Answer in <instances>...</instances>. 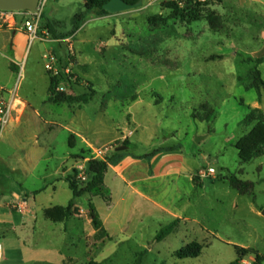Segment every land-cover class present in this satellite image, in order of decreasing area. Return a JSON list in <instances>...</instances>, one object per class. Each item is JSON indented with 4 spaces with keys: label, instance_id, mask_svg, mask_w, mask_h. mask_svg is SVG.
<instances>
[{
    "label": "rangeland",
    "instance_id": "1",
    "mask_svg": "<svg viewBox=\"0 0 264 264\" xmlns=\"http://www.w3.org/2000/svg\"><path fill=\"white\" fill-rule=\"evenodd\" d=\"M166 1L181 0H142L140 8L107 18L89 14L72 37L56 45L27 41L26 74L14 83L20 95L34 98L39 118L29 114L21 126L9 123L0 134V187L19 189L21 183L29 192L45 191L35 201L28 193L25 211L17 204L9 207L11 193L1 197L0 229L14 228L18 234L0 238L7 264L21 263L23 243L33 252H48L42 257L31 252L41 264H51L56 252L64 264H229L236 259L235 246L264 255V156L241 163L234 147L253 126L243 124L249 109L264 113V92L258 98L254 89L245 88L254 67L248 59L264 57V0H188L190 13L198 16L188 23L164 8ZM53 9L56 26L49 16ZM83 10V0H49L43 12L54 30L72 32L73 16ZM155 15L164 20L149 24ZM46 53L55 59L60 92L75 98L72 104L42 105L48 88L49 71L41 59ZM256 67L264 80V63ZM5 73L9 70L0 66V79L7 80ZM83 95L90 96L87 104L81 102ZM204 105L212 110L208 120ZM83 140L94 145L87 147ZM170 148L182 159L179 176L131 185L129 164L143 161L153 169L159 164L154 158ZM90 159L108 162L107 184L74 199L79 211L65 225L44 220V207L65 206L72 198L59 181L61 166L67 174L76 169L85 183ZM13 165L17 172L8 170ZM210 167L215 175L205 176ZM231 176L251 182V193L233 189L226 180ZM131 187L147 199L133 195ZM89 200L109 240L94 242ZM35 213L34 234L24 237L17 226ZM175 220L174 230L155 241ZM192 242L202 246L200 256L177 258L176 252ZM253 258L247 255L240 264H252Z\"/></svg>",
    "mask_w": 264,
    "mask_h": 264
},
{
    "label": "trees",
    "instance_id": "2",
    "mask_svg": "<svg viewBox=\"0 0 264 264\" xmlns=\"http://www.w3.org/2000/svg\"><path fill=\"white\" fill-rule=\"evenodd\" d=\"M109 0H83L84 10L76 13L73 16V31L65 32L60 35H55V31L51 25L46 22L45 28L49 30L56 39H67L71 37L76 31H78L81 25L85 22L87 15L94 14L95 16H107L109 15L104 9L103 5ZM127 3L133 4L139 0H124ZM183 2V3H182ZM191 1L181 0V1H166L163 3V7L172 11L173 15L183 23H188L198 20V16L192 15L190 12ZM42 19V14H41ZM164 19L160 15L152 16L148 19L149 24L156 25L157 22L163 21ZM210 21V18H209ZM55 26L57 23H53ZM249 62H254V67L250 72V84L246 85V89H254L258 98L261 97V93L264 92V80L261 78V73L256 66L264 63V57L257 58L253 61L252 58L248 59ZM61 81V76L59 74L51 76L49 80L48 88V102L54 104H72L75 98L65 95L62 92H58L57 88ZM238 82H242L241 78H238ZM81 102L87 104L90 101V96L83 95L81 97ZM204 109L208 111V106L204 105ZM212 113L210 109L206 115V120L209 119V115ZM243 124L253 125L244 136L238 140L234 147L237 151L238 159L241 163H248L251 160L264 156V113L259 109H249V113L243 120ZM124 144L127 145L125 142ZM172 151L170 148L169 151ZM154 153H158L155 151ZM153 153V154H154ZM148 155L144 156L146 158ZM108 162L106 160L90 159L87 165V172L89 174V179L85 183H81L77 178L78 171L73 169L72 173L64 177V181L67 183L69 190L72 194V199L68 202L66 206H54L47 208L43 211V217L52 222L66 224L70 217L77 214L79 211L77 207L74 206L73 200L82 197L86 194H95L101 190L104 186V178L108 171ZM230 186L238 191L240 194L251 193L253 189V184L251 182H243L238 180L236 177L231 176L226 178ZM194 181V180H193ZM196 183V182H195ZM106 201V198H103ZM87 213L90 219L91 225L94 229V234L92 236L94 242H104L109 240L110 237L106 232L98 210L92 200L87 203ZM178 221L175 220L171 224L164 226L155 237V241L159 242L165 237H167L175 228ZM202 251V246L198 243L192 242L181 248L176 252V256L179 259L184 258H197L200 256ZM236 259L229 264H240L242 259L247 255H253L254 260L252 264H261L264 262V255H259L255 250L249 248H241L235 246ZM87 264H100L94 261H90Z\"/></svg>",
    "mask_w": 264,
    "mask_h": 264
},
{
    "label": "crops",
    "instance_id": "3",
    "mask_svg": "<svg viewBox=\"0 0 264 264\" xmlns=\"http://www.w3.org/2000/svg\"><path fill=\"white\" fill-rule=\"evenodd\" d=\"M55 11L56 10L53 9V10H51L49 12V16L51 18V21H53L54 23L59 22L58 18L56 16H54L55 13H56ZM91 15L93 16L92 17L93 19L107 18V17L111 16V15H107V16L98 17V16H95L94 14H91ZM47 18H49V17H47ZM21 20H22L21 17L18 16L16 18V20H15V25L13 27H11V26L9 27V26L0 24V66L3 65V67L5 69L9 70V73H7V74L5 73L6 74L5 77H6L7 80L0 79V87L4 90V98L8 102H11V109L14 108V111L16 112V114H15L14 111L12 112V116L13 115H15V116L10 121V124L12 123V125H14L16 127L21 126V124L23 123V121L27 117L30 118L31 116H29V114L30 115L33 114L34 115L33 117L36 120H38V118H39V110H38L37 106L35 105V102L33 101L34 98L31 95H28V94L27 95H20L19 94V90H18L19 83H17V84L14 83V81L16 80L17 76L20 75L22 78L25 77L26 64H27V60H28V58L26 57V43H27V41H30V39H29L28 34L22 28V21ZM45 20H46V17L44 15V12L42 11V19L40 20V23H39V26H38V29H37V34L39 32L40 34L42 33V35H45V36L48 35V38H49L50 35H51V37H53L52 36L53 34L51 32H49L48 29L45 28V25H46ZM65 32H67V31H65ZM65 32L56 30L55 31V35H60V34L65 33ZM48 38L46 40H43V41H50V42L54 43L55 45H56L57 41L62 40V39H56V38H53L51 40V39H48ZM39 41H42V40H39ZM51 51H54V49L52 48ZM58 54H59V56H63V52L61 50L58 51ZM25 57H26V59H25ZM24 59H25V63H24V66H23L22 62L24 61ZM45 74L47 76L48 88H49L50 77L54 76V74L51 73V72H49V73L45 72ZM48 88H47V94H46V96H45V98H44V100L42 102V105L54 104V103H50V102L47 101L48 100ZM12 93H15V98L14 99L12 97ZM68 108L72 109V107H69V106H68ZM81 108L82 107H80V108H78L76 110L79 111ZM72 110H74V109H72ZM121 132L125 133V131H121ZM121 132H119V133L121 134ZM70 134L73 137L75 136L72 132H70ZM115 137L116 136H114V138L111 139L106 144H109V143L113 142L114 140H116ZM82 142H84L85 146H87V147L88 146L90 147V146L94 145L93 143L88 142L86 140H83ZM175 155H176V151L159 153V155L154 158V160H158L159 159V164H157V166L155 168L153 167V169H150V165L147 162H143V161L142 162L141 161H134V163L129 164V168H128L129 177L128 178H129V181L131 182V185L132 184H136L138 181L143 180V179H153L155 177L163 178V177H165L167 175H177V176H179V174H180V164L182 162V159L176 158ZM154 160H152V162H151L152 164L154 163ZM63 165L61 166V175H60L61 179L60 180L58 179L60 182L64 181V177L69 175V174H67V171L63 170L64 169ZM8 170L10 172H17V169H15V165L10 167ZM109 172H110V169L108 168V171H107V173L105 175V178H104V184L105 185L107 184V178H108ZM147 175H148V177H147ZM0 176H1V180H2L3 174H0ZM187 178L190 180V182L193 184V186L195 188H197L196 187L197 183H194L193 177L190 174V172L187 175ZM1 183L2 182L0 181V185H1ZM112 183H113L114 187L118 186V183H116V184H115V182H112ZM19 186H20L19 189L15 188V186H14L13 189L8 188V190L5 189L4 187H0V201H1V197H5L6 193H11V197L13 198V201L9 204V207L11 208L12 205L17 204V205H20L21 208H23V209H21V211H25L27 209V207H28V203H29V200H30V197H29L28 193H30V195H32V198L35 201V198L39 194H41L43 191H45V188H42V189H39V190H35V191L29 192L23 187V185L21 183H19ZM128 190L129 189H127V191ZM129 191L133 195L139 196L142 199H147V197L141 191H139L137 188L131 187ZM68 202H67V204H68ZM73 203H74V206L76 207V203H75L74 200H73ZM155 205H157V204H155ZM52 207H54V206H52ZM159 208L160 209H164L165 207L159 205ZM45 209H47V208L44 207L41 210L42 215H43V211ZM100 218H101V216H100ZM44 220H46V219L44 218ZM36 222H37V214L35 213V215L32 216L31 221L23 222L22 225L17 226V228L19 229L18 233L19 234L22 233L23 236L24 235L26 236V235H28L30 233L34 234V228H35ZM48 222L50 224H53V225L60 224V223H52L50 221H48ZM49 223H47V225ZM103 226H104V224H103ZM14 231H16V230H14V228L11 229V232H10V230H8L6 228H3L2 230L0 229V238L1 237H5L7 235H11V236L17 237L18 234H16V232H14ZM249 249H251V248H249ZM31 252L33 254L39 253V255L41 257L44 256L45 253H48V252H45L43 249H37V250H35L33 252L32 248L29 249V246H26L23 243L22 244V254L23 255H22V261H21L20 264H41V261L37 260L35 255H32ZM256 252L259 255H262L258 251H256ZM39 255L36 254V256H39ZM53 257H54V260L51 261V264H64L63 263L64 257L61 254V252H56V255H54ZM253 260H254V258H253ZM7 262H8V258L6 256V253L4 254L2 252V260L0 261V264H7Z\"/></svg>",
    "mask_w": 264,
    "mask_h": 264
},
{
    "label": "built area",
    "instance_id": "4",
    "mask_svg": "<svg viewBox=\"0 0 264 264\" xmlns=\"http://www.w3.org/2000/svg\"><path fill=\"white\" fill-rule=\"evenodd\" d=\"M48 1L49 0H39L38 12L0 10V24L13 27L16 18L19 16L22 19V28L28 34L30 41L44 40V37L38 36L37 29L41 20L42 11ZM42 59L45 61V69L56 75L57 73L53 70L55 59L47 53L42 56ZM60 90H62V88L58 87L57 91L60 92ZM12 97L13 99L15 98V93H12ZM11 119V102H8L4 98V90L0 87V134L8 126ZM204 175H215V170L210 167ZM78 180H80V182L82 180L84 181L85 177L79 175ZM2 252L3 247L0 243V261L2 260Z\"/></svg>",
    "mask_w": 264,
    "mask_h": 264
},
{
    "label": "water",
    "instance_id": "5",
    "mask_svg": "<svg viewBox=\"0 0 264 264\" xmlns=\"http://www.w3.org/2000/svg\"><path fill=\"white\" fill-rule=\"evenodd\" d=\"M39 0H0V10L5 11H28L38 12ZM142 0L130 4L124 0H109L103 5V9L110 15L118 14L121 12L131 11L140 8ZM126 147H119L117 150H123ZM264 215V212L261 213Z\"/></svg>",
    "mask_w": 264,
    "mask_h": 264
},
{
    "label": "bare ground",
    "instance_id": "6",
    "mask_svg": "<svg viewBox=\"0 0 264 264\" xmlns=\"http://www.w3.org/2000/svg\"><path fill=\"white\" fill-rule=\"evenodd\" d=\"M14 111V108L11 109V117H12V112Z\"/></svg>",
    "mask_w": 264,
    "mask_h": 264
}]
</instances>
